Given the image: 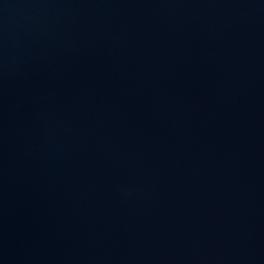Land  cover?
I'll return each instance as SVG.
<instances>
[{
    "label": "water",
    "instance_id": "obj_1",
    "mask_svg": "<svg viewBox=\"0 0 264 264\" xmlns=\"http://www.w3.org/2000/svg\"><path fill=\"white\" fill-rule=\"evenodd\" d=\"M0 264H264V0H0Z\"/></svg>",
    "mask_w": 264,
    "mask_h": 264
}]
</instances>
